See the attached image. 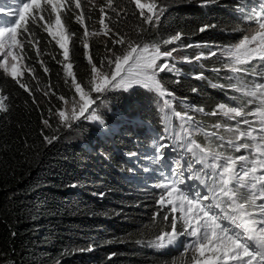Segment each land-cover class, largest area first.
<instances>
[{
  "label": "trees",
  "instance_id": "1",
  "mask_svg": "<svg viewBox=\"0 0 264 264\" xmlns=\"http://www.w3.org/2000/svg\"><path fill=\"white\" fill-rule=\"evenodd\" d=\"M15 1L0 0V5L12 8ZM87 1L81 0V9L73 5V11L62 13V32L55 25L54 15L48 21L56 39L45 31L43 21L29 25L25 41L28 70L19 79L30 91L0 70V97H6L7 109L0 110V263L176 264L177 249H160L151 243L160 232L170 230L172 218L171 211L158 203L163 189L157 185L165 180L162 177L177 179L171 177L172 169L179 159L188 167L190 154L184 155L178 147L182 140L173 139L164 149L167 156L158 159L156 147L169 140L165 139L159 110L153 105V92L140 99L135 92L112 94L106 106H97L103 125L85 119L68 132L56 114L64 103L59 97L69 100L76 94L65 65H71V72L82 85L91 75L89 55L98 67L108 56L107 49L119 52L123 47L112 43L116 33L133 40L140 36L145 42L181 33L180 40L161 46L163 50L176 48L182 56L166 58L177 71L160 73L161 83L172 94L170 100L177 111L199 120V130L192 133V139L236 156L227 147L228 136H234L226 130L234 121L211 113L220 103H242L232 99L243 94L229 87L230 83L263 82L261 76L253 74L264 72L261 61L244 66L250 71L233 73L224 67L231 60L223 52L241 38L246 26L244 14L261 11L262 0H155L164 12L152 24L144 21L131 0H113V8L106 6L107 0ZM101 6L107 13L105 24L111 29L108 36L100 24ZM81 12L83 24L76 19ZM91 26L97 34L85 37V27L90 31ZM202 27L204 31H200ZM65 37L67 59L56 42ZM85 41L88 49L83 47ZM196 56L201 59L196 60ZM200 73L202 79L198 78ZM137 101L146 104L140 106ZM135 102L138 105H133ZM112 112L122 114L125 122L116 126ZM45 120L51 127L45 126ZM217 124L221 127H215ZM213 132L217 133L214 137L205 134ZM46 135L58 139L48 144ZM137 150L146 156L149 170L136 168L144 177L135 181L132 175L137 173L129 171L137 160ZM168 150L175 151L178 158ZM201 167L193 162L194 170ZM152 175L153 182L147 183Z\"/></svg>",
  "mask_w": 264,
  "mask_h": 264
},
{
  "label": "snow or ice",
  "instance_id": "2",
  "mask_svg": "<svg viewBox=\"0 0 264 264\" xmlns=\"http://www.w3.org/2000/svg\"><path fill=\"white\" fill-rule=\"evenodd\" d=\"M131 2L139 9V15L146 23L158 22L164 12V8L159 7L155 0L149 3H141V0ZM73 5L75 9H81V0H20L18 7L7 10L6 15L15 19L0 26V69L11 76L25 91L30 90L19 79L23 73L16 62L21 57L14 50L23 49L22 38L29 34V25H38L41 21L44 22L45 31L56 39V33L52 31V25L48 21L54 15L55 25L62 32L64 26L61 15L73 11ZM106 6L113 8V0H107ZM99 11L100 24L105 29L104 35L108 36L111 29L105 24L107 13L104 6H101ZM239 11L243 13L242 8ZM0 13H5V7H0ZM243 18L249 22V28L238 43L223 50L231 60V63L224 64V67L233 73L250 71V67H244L249 65L250 61L258 59L264 62V5H261V11L253 10L244 14ZM76 19L83 24V13L77 15ZM205 27L200 31H204ZM88 35L85 27L84 36ZM67 39L68 37L56 40L64 49L65 59L68 58ZM180 39L181 33H176L168 39L145 42L140 36L133 40L127 35L116 33L112 43L123 46L119 52L107 49L110 55L99 61L100 67L92 62L90 55L88 56L91 75L86 86L76 81L75 75L71 72V65L66 64L65 71L72 78L71 82L79 94V99L73 97L69 102L63 96L59 97L65 105L70 104L66 109H57L56 114L60 118V123L71 128L74 121L84 117L103 125L102 116L92 108L95 103L92 93L103 94L117 88L128 91L134 85H140L159 96L172 95L164 88L159 77L160 73L177 71L166 59L173 56L176 48L163 50L161 46L170 45ZM83 47L88 49L86 41ZM209 55L214 56L216 53L210 52ZM195 59L199 60L201 56H196ZM44 71L47 72L48 69L45 68ZM253 74L264 79V72ZM198 78L202 79L203 73H200ZM229 87L243 94L241 98H232L241 99L242 103L235 107L218 104L211 115L222 114L236 121L235 127L227 129L234 136V139H228L227 147L236 152L241 149L248 150L249 155H225L224 152L213 149L211 144L206 146L198 144L191 139L192 130L184 128V124L193 121V117L186 112L175 111L169 101L164 102V107L171 110L172 116L184 121L181 128L185 136L176 134L175 139L181 141L187 138L186 143L178 145L184 150V155L190 154L192 158L188 162L187 170L191 175L187 179L199 181L205 191H195L193 195L192 189L196 187L195 184L189 186L190 191L180 187L185 183V168L177 161L176 168L172 169V174L177 179L165 178L166 182L157 185L164 189L158 203L162 208L166 205L171 206L169 209L173 213L171 230L160 232L151 243L157 248H166L175 244L180 237H191V242L185 247V255L191 251L192 264H264V82L245 84L244 81L237 80L236 84L230 83ZM4 100L6 97H0V110L6 111ZM90 111L91 115L85 116V113ZM196 111L202 112L203 109L197 108ZM249 117H254V120ZM164 119H169L167 113ZM44 124L51 127L48 120H45ZM241 124L247 125V129H241ZM254 125L259 126L258 130ZM215 127L219 128L221 125L217 124ZM165 131H168L167 126ZM205 134L210 137L217 135L215 132ZM245 137L251 142H244L242 138ZM56 139H58L56 135L44 137L48 144H52ZM160 139L163 140L164 137L161 136ZM219 139L223 140L224 137L220 136ZM168 147L163 143L156 147L155 151L160 154L158 159L165 158L162 150ZM193 162L202 167L198 171L194 170ZM206 169H210V173L206 172ZM177 212L178 216L175 215ZM164 219L169 220V216L165 215ZM177 222L181 224L180 231L177 230Z\"/></svg>",
  "mask_w": 264,
  "mask_h": 264
},
{
  "label": "rangeland",
  "instance_id": "3",
  "mask_svg": "<svg viewBox=\"0 0 264 264\" xmlns=\"http://www.w3.org/2000/svg\"><path fill=\"white\" fill-rule=\"evenodd\" d=\"M92 1L98 2V0H92ZM19 2H20V0H16L15 1V4H13L14 6L11 9H14V8L18 7ZM85 2L86 3H89V1H87V0H85ZM149 2H151V0H141V3H149ZM262 3L264 5V0H262ZM0 7H5V5H0ZM8 9H10V8H7L6 7L5 8V13H0V26H4L5 22H7V21H14V19H15V17H9V16L6 15V12H7ZM145 11H147V10L145 9ZM3 18H5V19H3ZM245 24H246V26H244V28H243L244 32L241 31V33L243 32L242 33V36H243V34H245V31L249 28V22L246 19H245ZM252 27L254 28L255 25L253 24ZM90 29L91 30L88 31V33L90 35H93V33H95V30L93 29V26H91ZM96 34L97 33H95V35ZM28 35L29 34H26L25 37L22 38V42L24 44L23 49H15L14 50V52L19 57H21V59L18 60L16 63H17V66H18L19 70L22 73H24L25 71L28 70V68L25 65V52H26V47L28 45V43H26L25 41L27 40ZM242 36H241V38H242ZM239 40L236 43H238ZM109 55H110V53L108 54V56ZM171 58H173V59H175V58H182V56H181L180 52H174L173 53V56ZM255 61L256 60L250 61L249 63H251V62L253 63ZM258 62H260V60ZM261 63L264 64V62H261ZM98 67H100V65ZM0 70L3 72L2 69H0ZM88 81L89 80H87L85 83H83L82 86L88 85ZM263 82H264V79H263ZM137 89H140V90H137ZM85 90H87V87H85ZM134 92L136 93L137 97L140 99V97H147L148 94L150 92H153V91H150L149 89L143 88L140 85H134L133 88L129 89L128 91H124L123 89L117 88V89H110L109 91H107V92H105L103 94L92 93V96L95 99V103L92 105V108L95 109L96 113L98 114V108H97V106L100 107V108L102 106H106V103L111 98V95L112 94L113 95H118V96H122V95L125 96L127 94H133ZM153 93H155V92H153ZM74 97L76 99H79V94L76 93ZM72 99L73 98H71L69 100H66V101H69L70 102ZM150 100H152V99H150ZM138 101H137V103H139L140 106H143V105L146 104L145 103L146 101L145 102L144 101L143 102H141V101L138 102ZM165 101H169L171 103L172 107L175 109L172 101L170 100V96H159L157 93H155V98L152 100L153 105H155L156 108H158V110H159L161 122H162V125L164 126L163 128H164V132L166 134L165 139H167V141L169 140V142H173L172 140L175 139L176 134H180V136L182 135V137L185 136L184 130L181 128V125L184 124V121H182V120H180V119H178V118H176V117H174V116L171 115V110L170 109H166L164 107V102ZM137 103L135 102L133 105H138ZM183 103H186V102H183ZM220 104H222V103H220ZM223 104H226V105L231 106V107H235V106H238L239 105L238 102H232V105L227 104V103H223ZM68 107H70V104L69 105H65V103H63V106L61 107V109H66ZM249 108H251V107H249ZM175 111H177V110L175 109ZM177 112H180V111H177ZM112 113H114L113 117L117 118V124H116V126H118L119 124L125 122L122 114H119L118 112H112ZM166 113H167V115L169 117L168 120H165L164 119ZM187 114L192 117L191 114H189V113H187ZM88 115H91V111L88 112V113H85V116H88ZM225 117H227V116H225ZM174 118L176 119L175 122H173V119ZM227 118L230 119L229 117H227ZM249 119L254 120V117H249ZM59 120H60V118H59ZM81 120L85 121V118L84 117H81L79 120L74 121L71 128L66 127L64 125H63V127L66 128V130L68 132H70V130H72L76 125H78V122L81 121ZM87 120H90V119H87ZM90 121H92L93 123L96 122L95 120H90ZM233 121H234L233 123L227 124L226 130L229 127H235L236 121L235 120H233ZM199 123H200L199 120L193 119V121L189 122L188 124H184V128H190L192 130V133H194L195 131L197 132V130H199ZM197 125H198V129H197ZM166 126L168 127V131H165V127ZM240 127H241V129H247L248 126L241 124ZM254 127H256L257 130L259 128L258 125H254ZM191 139H192V136H191ZM227 139H234V138L228 136ZM242 139H243L244 142H251L250 139L247 138V137L242 138ZM186 142H187V138H185L184 140L181 141V143H186ZM237 143H239V141H237ZM215 150L216 151H220V149H218V148H215ZM162 151H164V149ZM168 152H169V154L172 157H175V156L177 157V154H176L175 151L168 150ZM182 152L184 153V150L183 149H182ZM233 153L235 155H249L248 150H245V149H241L239 152H236V151L234 152L233 151ZM135 155H137V160L134 159L135 165L134 164H130V171L129 172H131L133 174H136L137 173V175H132V177H135L134 178L135 181H137L138 179L144 177V174L141 171H137L136 168H138L139 170H143L145 172H148L149 167L145 163V158H146L145 155L141 154V152L138 151V150L136 151ZM169 159L173 163V158H171L169 156ZM209 163H211V160H209ZM182 165H183V167L186 170L187 169L186 165L184 163ZM145 169H147V170H145ZM149 178L150 179H148L147 183H152L153 182V179H154V175H152V177H149ZM162 178L165 179L164 177H162ZM164 182H166V180L162 181L161 183H164ZM185 183H186V185H184L182 188L185 191H190V188H189L190 185H188V183H187L186 180H185ZM163 192H164V189L162 190V193L160 194V196L163 194ZM192 192H193V195H194V192H195L194 189H192ZM160 196L158 197V201L160 199ZM165 207L169 210L171 206L166 205ZM175 215L178 216L179 215V212H177ZM171 216H173V213H171ZM170 230H168V231H170ZM177 230L178 231L182 230L181 224L179 222H177ZM190 242H191V237L183 236V237H180L175 244H172V245H169L166 248H160V249L169 250L170 248H172V249L175 248L178 251V255L174 259L175 262H176V264H192L191 259H190L191 255H192L191 251H189L185 255V247ZM0 264H9V263H0Z\"/></svg>",
  "mask_w": 264,
  "mask_h": 264
}]
</instances>
